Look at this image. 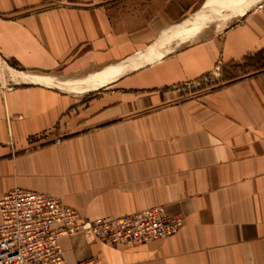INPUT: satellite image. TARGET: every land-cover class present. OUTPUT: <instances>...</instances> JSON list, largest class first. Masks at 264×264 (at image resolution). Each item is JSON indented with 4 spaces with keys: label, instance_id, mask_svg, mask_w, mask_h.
<instances>
[{
    "label": "crops",
    "instance_id": "0c3cea01",
    "mask_svg": "<svg viewBox=\"0 0 264 264\" xmlns=\"http://www.w3.org/2000/svg\"><path fill=\"white\" fill-rule=\"evenodd\" d=\"M246 1L0 0V59L47 79L0 83V198L184 220L140 245L64 237L69 263L264 264V1Z\"/></svg>",
    "mask_w": 264,
    "mask_h": 264
},
{
    "label": "built area",
    "instance_id": "2783aa9c",
    "mask_svg": "<svg viewBox=\"0 0 264 264\" xmlns=\"http://www.w3.org/2000/svg\"><path fill=\"white\" fill-rule=\"evenodd\" d=\"M183 222L162 205L86 219L59 196L14 187L0 198V264H96L93 258L69 263L62 238L84 234L115 247L140 245L178 233Z\"/></svg>",
    "mask_w": 264,
    "mask_h": 264
},
{
    "label": "rangeland",
    "instance_id": "374dc122",
    "mask_svg": "<svg viewBox=\"0 0 264 264\" xmlns=\"http://www.w3.org/2000/svg\"><path fill=\"white\" fill-rule=\"evenodd\" d=\"M262 1H264V0H247L246 2H243L244 4H245V6L243 5L242 6V8H244L245 7V9H247V8H251V7H253V6H255V5H257L258 3H260V2H262ZM237 7V8H241V6H240V4H238L237 6H234V4L233 5H229V8L230 7ZM232 7V8H233ZM182 33H183V31H182ZM190 38H188V40H189ZM0 64H1V66H0V69H2L3 68V70H4V72L2 73V72H0V83H7V82H9V81H11V80H13V77H11L10 76V74H12V71L9 69V67L7 66V64H5L4 62H3V60L2 59H0ZM3 66V67H2ZM236 67V66H235ZM2 71V70H1ZM105 72V71H104ZM243 73V72H242ZM9 74V75H8ZM238 74H239V70L237 69V68H234V69H232L231 71H230V76H238ZM4 75V76H3ZM98 78V77H97ZM93 81V80H92ZM89 82H91V80H88V81H86V82H84V83H80L79 84V86H84L85 84H87V83H89Z\"/></svg>",
    "mask_w": 264,
    "mask_h": 264
},
{
    "label": "bare ground",
    "instance_id": "6f19581e",
    "mask_svg": "<svg viewBox=\"0 0 264 264\" xmlns=\"http://www.w3.org/2000/svg\"><path fill=\"white\" fill-rule=\"evenodd\" d=\"M237 2H239V1H237ZM200 13V12H199ZM197 15V14H196ZM209 15V14H208ZM199 16V15H198ZM197 16V17H198ZM199 19V18H198ZM197 19V20H198ZM207 19V18H206ZM200 20V19H199ZM193 24V23H192ZM187 26V25H186ZM191 26V25H190ZM189 26V27H190ZM188 27V26H187ZM177 35V34H176ZM173 37H174V34H173ZM171 39V38H170ZM170 41V40H169ZM141 57H142V55H141ZM140 65V64H139ZM0 66H1V64H0ZM3 67V66H2ZM127 67H129V66H127ZM135 67V66H134ZM126 68V67H125ZM133 69H135V68H133ZM2 70V71H1ZM0 72H4V70H3V68L2 69H0ZM121 72H123V71H121ZM127 72V71H126ZM13 74V76L14 77H16V79H20V80H28V81H30V80H33V81H41V82H46V80L47 79H45V78H43V77H29V76H24L23 74H21V73H12ZM120 74V73H119ZM9 75V74H8ZM4 76V75H3ZM106 79V78H105ZM105 79H103V77H101V78H97V79H90L91 80V82L88 84H85L84 86H82L84 89H86V88H96V87H98L100 84H101V82H103L102 80H105ZM93 80V81H92Z\"/></svg>",
    "mask_w": 264,
    "mask_h": 264
}]
</instances>
